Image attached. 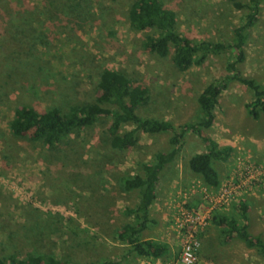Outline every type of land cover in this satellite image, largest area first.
<instances>
[{"label": "rangeland", "instance_id": "1", "mask_svg": "<svg viewBox=\"0 0 264 264\" xmlns=\"http://www.w3.org/2000/svg\"><path fill=\"white\" fill-rule=\"evenodd\" d=\"M133 0H0V251L52 253L63 260L89 262L119 258L125 245L114 231L132 216L136 191H123L120 178L142 171L155 152L170 148L168 134L139 133L137 145L117 151L104 139L108 119L81 128L59 146L16 138L8 128L14 109L30 104L39 110L93 102L98 74L104 68L128 73L145 84L149 103L144 117L175 125L198 116L197 96L226 73L231 49L209 55L201 66L177 70L170 57L142 47L145 34L129 26ZM248 1V0H243ZM258 21L248 33L245 60L237 67L264 87V0ZM176 14L179 32L194 41L230 42L245 10L228 0H162ZM253 93L231 81L219 95L207 130L218 147H232L225 160L214 161L220 184L240 177L249 161L264 164V112L253 118L246 103ZM173 165L164 170L156 205H152L144 239L166 243L179 256L181 236L175 221L182 206L207 205V186L190 171L189 157L205 150L191 132ZM248 204V230L264 235V173L227 205L215 209L241 221L236 205ZM220 227L203 233L195 264H264V257L239 239L224 242ZM129 257L123 264H139Z\"/></svg>", "mask_w": 264, "mask_h": 264}, {"label": "trees", "instance_id": "2", "mask_svg": "<svg viewBox=\"0 0 264 264\" xmlns=\"http://www.w3.org/2000/svg\"><path fill=\"white\" fill-rule=\"evenodd\" d=\"M228 1L232 2L234 8L245 12L240 24L234 29L232 41L227 43L194 41L182 34L176 26L175 12L165 7L162 0H133L128 8L129 26L135 31H149L143 38V49L159 57H170L172 65L181 72L201 66L211 54L232 50L226 61V73L207 83L198 94L199 113L194 120L175 125L170 120L142 116L140 109L150 100L148 87L126 72L109 68L102 69L98 74L99 92L93 102L73 104L66 110L58 106L39 110L30 104H22L14 109L8 128L16 138L30 142L59 146L69 134L105 118L108 119V125L104 139L117 151L134 148L140 132L168 134L170 148L155 152L151 161L141 164V172L120 178V188L125 192L136 191L138 199L135 207L124 209L125 214L132 216V220L114 231L115 239L125 245L121 257L72 262L42 251L29 252L23 257L16 252L0 251V264H123L129 257L157 258L168 253V244L144 239L142 233L151 221V207L156 200L162 174L167 166L173 165L178 159L184 135L193 133L205 146L204 151L189 157L187 163L190 171L207 186L217 188L220 175L214 161L225 160L233 151L230 146L218 147L207 131L213 123L219 95L231 81H238L253 93V99L246 103L248 113L257 119L264 112V87L253 77L244 76L237 67L246 58L244 45L249 31L258 21L261 7L258 0ZM236 208L241 214L240 222L235 217L229 218L214 210L211 223L220 227L224 242L239 239L264 257V235H254L248 230L247 202L242 201Z\"/></svg>", "mask_w": 264, "mask_h": 264}, {"label": "built area", "instance_id": "3", "mask_svg": "<svg viewBox=\"0 0 264 264\" xmlns=\"http://www.w3.org/2000/svg\"><path fill=\"white\" fill-rule=\"evenodd\" d=\"M264 173V164L248 162L238 178H231L217 189L205 190L207 205L203 207L182 206L178 210L175 225L181 236V251L179 256L170 255L167 258H143L139 264H195L201 247V235L211 224L212 212L230 203L238 194Z\"/></svg>", "mask_w": 264, "mask_h": 264}, {"label": "crops", "instance_id": "4", "mask_svg": "<svg viewBox=\"0 0 264 264\" xmlns=\"http://www.w3.org/2000/svg\"><path fill=\"white\" fill-rule=\"evenodd\" d=\"M159 186H160V184H159ZM158 193H159V187H158V190H157V196H156V200H158ZM156 200L154 201V203H153V205H156L155 203H156ZM164 256H162V258H163Z\"/></svg>", "mask_w": 264, "mask_h": 264}]
</instances>
